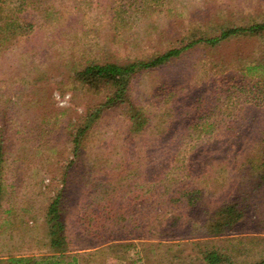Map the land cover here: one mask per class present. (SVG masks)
Here are the masks:
<instances>
[{
    "label": "rangeland",
    "instance_id": "obj_1",
    "mask_svg": "<svg viewBox=\"0 0 264 264\" xmlns=\"http://www.w3.org/2000/svg\"><path fill=\"white\" fill-rule=\"evenodd\" d=\"M72 1L51 0L55 10L46 0L33 7L32 31L0 52V258L48 252L45 213L58 193L67 234L78 242L91 197L160 174L158 185L175 202L149 208L157 227L147 229L152 238L132 241L133 264H204L209 249L224 256L220 264L263 260L264 36L238 33L206 48L198 43L159 68L141 69L129 79L131 104H115L96 118L89 113L106 94L73 77L94 59L124 64L181 47L198 25L214 33L262 22L264 0H167L154 14L130 9L120 30L104 6L123 0L58 9ZM134 111L146 122L141 130L133 129ZM173 154L177 164L194 161L174 170ZM191 188L200 193L188 206L187 193L175 190ZM117 201L132 203L128 195ZM227 205L242 210L234 228L206 233L204 222Z\"/></svg>",
    "mask_w": 264,
    "mask_h": 264
},
{
    "label": "trees",
    "instance_id": "obj_2",
    "mask_svg": "<svg viewBox=\"0 0 264 264\" xmlns=\"http://www.w3.org/2000/svg\"><path fill=\"white\" fill-rule=\"evenodd\" d=\"M44 0H0V52L11 47L15 42L22 40L32 31L33 24L29 16L33 7L40 9ZM50 5V9L55 10V5L51 0H46ZM98 0H95V3ZM114 1V0H113ZM167 0H123L119 5L112 2L105 3L104 7H108L106 12V19L113 18L114 26L120 30L127 26L130 21L126 20L129 11L133 8L136 13L146 12L154 14L158 12ZM68 2V1H67ZM84 4H92V0H73L71 4L62 3L60 10H64L67 6L72 5L76 9ZM116 7V10L114 9ZM131 9V10H130ZM192 30L188 38V42L178 48H170L164 52L155 51L150 54L147 59L136 60L120 64L111 61H88L81 69L76 70L73 80L76 83L94 91L104 92L106 94L105 101L101 102L95 107L90 114L93 118L99 117L100 114L111 108L115 104H131L130 96L127 93L129 79L132 74L141 69H156L170 61L173 57H177L180 53L198 43H203L204 47H212L218 45L221 41L237 35L238 33H247L249 36L257 35L264 36V20L256 22L246 27H223L213 30L210 33L205 28L199 27ZM216 29V28H215ZM214 34V35H213ZM197 35V38H196ZM187 38V36L185 37ZM100 106V107H99ZM105 108V109H104ZM138 110V109H136ZM139 111V110H138ZM134 112L135 116H134ZM133 129L141 130L146 124L143 116L137 111H134ZM136 117V119H135ZM94 119L90 120V124ZM197 125H195L196 127ZM204 128V125H201ZM82 130L77 131L74 136V142L78 141ZM1 136V133H0ZM264 150V142H263ZM78 146H75L76 150ZM204 146L200 147L202 150ZM4 153V142L0 137V176L2 174ZM177 154H173L170 160L173 164L169 167L174 168L185 167L184 160L176 159ZM263 161L261 162V183H264V151L262 154ZM189 161H194L190 160ZM187 160V161H188ZM176 161V162H175ZM168 174V172H167ZM166 175V174H165ZM160 174L152 182L128 184L127 188L109 187L100 197L93 196L91 200L86 203L85 211L79 222L78 242L67 234L66 223L62 218L64 213L63 194L58 195L48 204L45 213V222L47 226V248L48 252L41 255L32 256H7L0 258V264H108L109 255L122 262V264H133L130 260L127 251L131 247L134 239L143 240L152 238L147 236L148 228H156V215L153 217L149 213V208H164L168 201L175 202V197L169 198L164 194L167 192V186L163 190L162 186L158 184L163 181ZM0 177V196L2 193V181ZM96 188H99L98 186ZM176 192L180 194L187 193L185 203L182 198H177L178 203L185 205H195L199 197L197 192L200 190L191 189H177ZM128 195L132 199V203H120L121 198ZM156 197L155 202L152 198ZM159 198V199H158ZM177 207V206H176ZM159 216V214H158ZM157 216V217H158ZM242 217V210L236 208L234 205H227L217 209L212 219L206 223L208 234H223L224 232L234 228L237 221ZM159 219V218H158ZM160 220V219H159ZM158 220V221H159ZM156 231V230H155ZM159 232V230H158ZM77 243V244H75ZM204 264H220L224 260L219 251L214 249L203 251ZM256 264H264V259Z\"/></svg>",
    "mask_w": 264,
    "mask_h": 264
}]
</instances>
